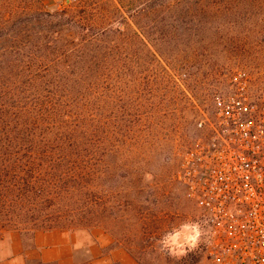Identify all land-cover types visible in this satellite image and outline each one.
Returning <instances> with one entry per match:
<instances>
[{
    "label": "trees",
    "instance_id": "16d2710c",
    "mask_svg": "<svg viewBox=\"0 0 264 264\" xmlns=\"http://www.w3.org/2000/svg\"><path fill=\"white\" fill-rule=\"evenodd\" d=\"M150 1L131 12H145ZM94 6L69 0L49 12L39 0H0V233L29 234L25 248L36 232L122 225L130 209L141 225L142 205L127 200L124 170L113 191L112 160L116 152L124 158L127 144V123L113 125V107L121 118L129 100L154 107L141 99L138 73L162 58L139 40L119 66L128 40L118 27L95 28ZM109 33L122 44H106Z\"/></svg>",
    "mask_w": 264,
    "mask_h": 264
},
{
    "label": "rangeland",
    "instance_id": "374dc122",
    "mask_svg": "<svg viewBox=\"0 0 264 264\" xmlns=\"http://www.w3.org/2000/svg\"><path fill=\"white\" fill-rule=\"evenodd\" d=\"M81 1L83 6L95 5V28L118 27L126 36L128 48L121 47L119 66L132 59L133 44L137 47L139 40L149 41L147 50L162 61L155 68L149 61L138 73L145 75L141 99H153L154 107L129 100L123 118L119 105L113 107V125L121 119L127 123V144L120 152L124 158L114 151L112 160L113 191L124 170L127 200L142 205L141 225L130 209L122 225L117 219L108 225L102 220L93 228L73 230L69 234L80 245L77 262L87 264V247L105 236L113 243L103 254L122 249L135 264H207L202 213L175 176L184 154L210 134L197 124L213 120L217 99L233 101L242 95L246 101L264 103V0H163L164 6L151 0L145 12L136 14L131 10L144 8L147 0ZM39 2L51 12L67 7L69 0ZM180 5L186 7L177 10ZM114 42L122 44L120 35L109 33L106 44ZM138 122L140 132L134 131ZM0 235V263L11 255L13 238L19 237L25 246L31 237L11 228Z\"/></svg>",
    "mask_w": 264,
    "mask_h": 264
},
{
    "label": "built area",
    "instance_id": "2783aa9c",
    "mask_svg": "<svg viewBox=\"0 0 264 264\" xmlns=\"http://www.w3.org/2000/svg\"><path fill=\"white\" fill-rule=\"evenodd\" d=\"M246 100L213 103L175 176L202 213L207 264H264V103Z\"/></svg>",
    "mask_w": 264,
    "mask_h": 264
},
{
    "label": "crops",
    "instance_id": "0c3cea01",
    "mask_svg": "<svg viewBox=\"0 0 264 264\" xmlns=\"http://www.w3.org/2000/svg\"><path fill=\"white\" fill-rule=\"evenodd\" d=\"M112 243L109 237L102 236L95 244L89 245L87 264H135L122 249H113L103 254L102 250ZM79 247L75 237L66 231L36 232L30 248H25L19 237L13 238L11 255L0 264H27L33 260L42 264H79L75 257V250Z\"/></svg>",
    "mask_w": 264,
    "mask_h": 264
}]
</instances>
